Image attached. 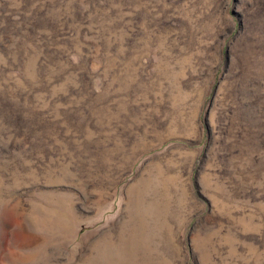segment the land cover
Instances as JSON below:
<instances>
[{
	"label": "rangeland",
	"instance_id": "rangeland-1",
	"mask_svg": "<svg viewBox=\"0 0 264 264\" xmlns=\"http://www.w3.org/2000/svg\"><path fill=\"white\" fill-rule=\"evenodd\" d=\"M0 264H264V0H0Z\"/></svg>",
	"mask_w": 264,
	"mask_h": 264
}]
</instances>
